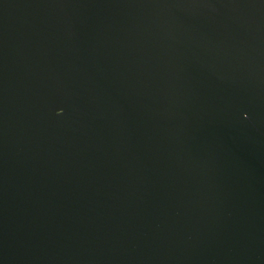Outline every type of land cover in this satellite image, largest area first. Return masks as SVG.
I'll use <instances>...</instances> for the list:
<instances>
[{
  "label": "water",
  "instance_id": "obj_1",
  "mask_svg": "<svg viewBox=\"0 0 264 264\" xmlns=\"http://www.w3.org/2000/svg\"><path fill=\"white\" fill-rule=\"evenodd\" d=\"M0 264H264V0H0Z\"/></svg>",
  "mask_w": 264,
  "mask_h": 264
}]
</instances>
